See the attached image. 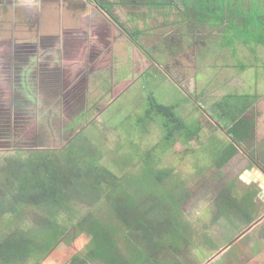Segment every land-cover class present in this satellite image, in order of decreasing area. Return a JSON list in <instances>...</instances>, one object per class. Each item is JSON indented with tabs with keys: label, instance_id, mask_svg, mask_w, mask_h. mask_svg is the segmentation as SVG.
I'll list each match as a JSON object with an SVG mask.
<instances>
[{
	"label": "rangeland",
	"instance_id": "rangeland-1",
	"mask_svg": "<svg viewBox=\"0 0 264 264\" xmlns=\"http://www.w3.org/2000/svg\"><path fill=\"white\" fill-rule=\"evenodd\" d=\"M15 1L0 0V115H4L0 116V123L2 120L12 119V130L8 136L0 135V162L18 149L60 148L68 139L96 120L97 129L91 132L108 151L106 161L107 158L114 157L112 147L120 144L124 149L122 139L127 138L133 140L129 149L132 146L141 153L149 150L152 152L149 161L155 160L153 165L156 170L153 168V172L147 171L148 165L147 170L141 167L137 162L138 156H127L126 160L130 164L129 169L133 171L131 181L135 183V187L140 186V191L136 192L140 200L144 201L145 208L155 204L158 208V204H161L167 206V209L170 207L172 212L180 210L179 222L183 231L177 230L174 233L170 221L162 225L160 241L168 244L169 248L164 245L160 253H155L153 261L160 260L158 264L164 263V260H179L182 264H264V249L260 245L264 232L260 234L257 227L246 232L261 218L260 213L264 208L258 213L259 206L256 205L254 215L247 213L248 210H241L230 218L221 217L218 221L214 218L219 202L223 200V196L219 198L218 195L229 186V195L241 197L242 201H247L243 196L248 186L254 187L257 190L255 200L261 201L258 185L248 184L241 179L242 174L248 179L252 177L250 172H244L250 166L244 153L238 151L232 156L229 153L233 149L231 136L225 130H213L210 127L213 124L207 116L211 102L217 95L220 97L226 92V87L231 86L233 79L240 82L244 80L241 76L243 74L235 75L234 70L235 62H239L240 57L235 58L220 42L224 30L196 24L198 31L189 34L192 37L187 40L188 49L172 44L165 49L156 43L155 37H144L141 40L138 36L139 42L153 56L162 53L155 62L138 47L136 50L132 49L127 43V37L123 39L124 35H118V22L130 27L129 30L126 29L129 39V33L134 34L138 30L137 27L131 28L130 17L133 10L130 6H122L129 0H89L101 1L103 5L110 7L113 18H107L115 27L116 39H121L116 46L121 47L110 49L106 56L102 49L91 47L94 55L85 54L80 61L83 63L82 69L76 67L70 72L62 66L49 65L48 59L58 56V48L61 49L60 55H63L65 47H70L71 54H76L72 49L74 42L60 37L62 39L52 50L49 47L53 42L47 39L37 40L36 33L44 35L46 31L49 35L56 31L59 33V30L47 25L38 30L28 24H19L18 14L21 13L22 6L15 7ZM22 1L24 0L19 2L20 5ZM62 1L64 0H58V3L62 4ZM176 1L171 3L169 9L163 10L170 21L185 14L182 3L176 4ZM39 2L44 4L45 0ZM14 10L17 11L16 14ZM144 14L146 12L141 15L138 13L137 16L140 30L143 29L142 22L146 23L142 20L145 18ZM73 17L75 16L69 13L68 19L72 20ZM194 23L190 20L180 27L189 31L191 28L188 24L193 26ZM76 31L82 32L79 28ZM25 42L36 43L32 49L43 51H40L41 57L38 53L35 58L36 66L30 64L31 67H26L23 61L14 62L15 57L12 60L8 58L13 53L10 50L18 49V45L27 49ZM120 48L121 51H118ZM237 48V52L244 56L238 66L241 63L252 66V69L249 66L244 73L250 76L251 84L254 82V85H261L264 76V50L259 48L258 57H254L243 45H238ZM113 63L116 67L112 73L109 66ZM217 67L219 69L214 71ZM226 79L230 80L229 83L218 84ZM150 92H154L162 102L178 103V113L186 121L203 126L202 136L190 141L179 136L170 145H165L158 120L147 123L148 127L145 124L139 130L134 120L142 113ZM213 133L215 135L211 137ZM222 156L228 159L223 161ZM106 163L121 174L118 165ZM164 169H172V176L159 185L154 181L155 174L157 170ZM184 194L185 198L180 200ZM112 213L109 205L103 201L94 207L81 204L76 216L71 217V224L67 221L63 223L60 219L64 231L57 238L41 228L40 217L31 211L19 214L7 207L3 213L5 220L0 218V222L3 225L2 231L8 233L6 238L17 236L18 240L33 250L23 247L22 258L17 259L15 264H151L139 255L136 256L132 245L137 242L136 235L131 236V244L123 236L124 232L127 234L126 229L122 227L119 233L113 229V224L119 221L112 218ZM161 220L165 222V219ZM174 237L176 240H172ZM172 242H176L177 247L171 246ZM225 248L227 249L224 250Z\"/></svg>",
	"mask_w": 264,
	"mask_h": 264
},
{
	"label": "trees",
	"instance_id": "trees-1",
	"mask_svg": "<svg viewBox=\"0 0 264 264\" xmlns=\"http://www.w3.org/2000/svg\"><path fill=\"white\" fill-rule=\"evenodd\" d=\"M179 3H182L188 18L224 30L220 42L223 47H233L235 58L240 57L239 62L244 56L237 52L238 45H243L254 57H258L259 48L264 50V0L249 2L248 0H179ZM102 8L113 18L108 9L103 6ZM129 35L131 41L150 60L155 61L152 53L139 42L140 32ZM262 64L264 67V61ZM239 67L244 68L245 64L241 63ZM257 99L256 94L235 92L224 95L211 105L210 117L217 122L218 127L225 129L231 135L233 149L231 148L229 153L232 156L240 151L239 148L246 153L247 149L244 146L250 144L254 138L256 122L253 118L247 117L246 113ZM178 107V103L162 102L154 92H150L143 111L138 114L134 124L139 126L137 128L140 130L145 124L158 120L165 145H170L179 136L185 137L187 141L200 138L203 126L186 121L178 113ZM204 114L205 112L202 113ZM96 129L97 122L93 120L60 148L18 149L6 156L0 162V218L5 220L3 213L6 212L7 207L13 213L31 211L40 217L41 228L48 230L57 238L64 231L61 222L67 221L71 224V219L76 216L81 204L94 207L103 201L113 212L112 218L119 221L113 224V229L118 233L122 227L126 229L127 234L124 232L123 236L131 244V236L136 235L137 242L132 244L136 253L145 262L158 264L160 260L153 261L155 253H160L164 245L169 248L168 244H162L160 241L162 225L170 221L174 233L177 230L181 232L178 214L180 210L172 212L170 207L167 209V206L161 204H158V208L155 207L156 204L145 208L144 201L140 200L136 192L140 191V186L135 187V183L131 181L133 171L129 169L130 164L126 160L127 156H138L137 162L141 167L147 170L148 165L147 171L153 172L155 160L149 161L152 152L149 150L141 153L132 146L129 149V144L131 145L133 140L127 138L122 139L124 149L122 150L123 146L120 144L115 148L112 147L114 157L107 158L106 161L108 151L99 143L101 140L91 132ZM11 130L9 123L2 120L1 137L8 136ZM127 132L129 133L130 129ZM222 159L224 161L228 157L222 156ZM106 162L113 166L118 165L121 174L109 167ZM172 172V169L157 170L154 181L160 185L172 176ZM230 188L231 186L218 195L219 198L223 196V200L217 207L215 221L220 220L221 217H233L243 209L253 214L255 206L258 205L255 200L256 188L248 186L243 196L247 201L229 195ZM184 198L185 194L180 200ZM180 200L177 202L178 205ZM161 218L165 219V222ZM2 226L0 222V264H15L17 259L22 258L23 247L33 250L23 241L18 240L17 236L6 238L8 233L2 231ZM175 243L172 242L170 245L177 247ZM162 264L182 263L179 260H164Z\"/></svg>",
	"mask_w": 264,
	"mask_h": 264
},
{
	"label": "crops",
	"instance_id": "crops-1",
	"mask_svg": "<svg viewBox=\"0 0 264 264\" xmlns=\"http://www.w3.org/2000/svg\"><path fill=\"white\" fill-rule=\"evenodd\" d=\"M20 1L21 0L13 2L15 7L22 6L21 13L18 14L19 24H23V25L28 24L31 28H34V29L38 28V30L42 29L44 25H47L50 27L51 26L55 27L57 30H59V33H57L56 31V32H53L54 34H49V35L47 34L48 32L46 31L43 33L44 35L42 34L39 35L36 33L37 40L41 41L42 39H45V40L47 39L53 42V45L51 44L52 46L49 48L57 46L58 41L62 39L60 37H63L65 41L74 42L72 49L73 51L76 52V54L74 53L75 55L71 54L72 50H70V47H67V48L65 47L63 49V55H60L59 52L61 51V49L58 48V51H57L58 53H56L58 56L57 57L55 56L54 58H52V60L51 58H49L48 59L49 65H58V67L62 66V68L67 69L68 71L71 72L72 71L71 69L76 68V67H78L79 69H82L83 63L81 64L80 61L82 57L85 56V54L94 55V52H92L91 47L96 50L102 49L105 56L108 53L107 51H109L110 49H114V47L116 48L121 47L120 45L116 46L117 43L120 42L121 39L119 40L116 39L117 34L115 33L116 32L115 27L108 20L107 17H110V15L102 8V6L105 8L106 6L103 5L101 1L64 0L62 1V4H59L58 0H45L46 4L42 3L43 5H46L45 12H44L45 17L42 14H39L41 2L38 3L37 0H24L22 1V4L20 5L19 4ZM173 2H175V0H151V1L150 0H140V2L137 0L136 1L129 0V1H125L124 5L122 4L121 5L123 7L130 6L131 9L133 10V12L131 11L133 14H131V17H130L132 18V21H133V22L130 21L131 28L132 29H134L135 27L138 28V30L135 32L136 33L140 32L139 37L141 38V40H143L142 38L144 37H155L157 38L156 43L160 46H163V48L165 49H167L166 46H169L170 44L181 47V49L183 48L188 49L187 40L189 37L190 38L192 37L190 36L191 34H195V32L198 31L196 24L200 25L201 23H196V21H194L193 19L188 18L186 14H184V16L181 18H177L171 21L168 20V14L166 13V11L164 12L163 10L169 9L171 6V3ZM177 2L179 1L177 0L176 4H178ZM144 7L151 8L155 11L145 10L146 8ZM107 8L109 11H111L110 7H107ZM65 10H67L71 15H74L75 17H73L72 20L68 19L69 13L66 12ZM157 10H159V12H157ZM13 12L14 14L17 13L16 10H14ZM142 12H146V15L144 14L145 18L142 19L146 23L142 22L141 27L143 29L140 30L139 29L140 26H137V22H138L137 16H138V13L141 15ZM188 20L195 22L193 26L188 24V26L193 31H191V29L187 31V30H184V28L180 27L181 24L189 22ZM65 25L66 27H64ZM77 28L81 29L82 32L76 31ZM157 29H159V31H156ZM118 33H119L118 35H124L123 39L127 37L125 36V34H123V32H121V30H119ZM109 35L114 36V37L110 38L108 37ZM105 37H107L108 39L105 40ZM127 39L129 41L127 43L130 44V47L132 49L135 48L136 50L137 46L128 37ZM127 39L125 41H127ZM78 40H80V42H78ZM82 40H85V41L83 42ZM189 41L191 40L189 39ZM25 43H27V45L25 46L27 49H25L24 47H19L18 45V49L16 51L10 50L13 53L9 54L8 58L9 60H12V58L15 57L16 61L14 62L20 63V61H23V65H26V67L27 65L28 67H31L32 65L36 66L37 63L35 61V58L38 55V53L40 54V57H41L43 51L41 49H32V46H36V43H32V42L31 43L25 42ZM19 48H22V49H19ZM226 48L230 50V54L231 52L232 53L235 52L233 47L231 46H226ZM40 51H42V53ZM118 51H121V48ZM136 52L137 51H135L134 53L136 54ZM70 55H73V56L69 58ZM113 55H115L114 52H113ZM158 55L160 56L162 55V53L159 52ZM158 55L155 54L153 56L155 58V62L158 61ZM22 56L23 58L21 59L20 57ZM94 57L95 56H92V58ZM104 57H102L101 60H103ZM9 60H8V64H9ZM38 60H39V64L41 65V59L39 58ZM69 62L72 63L71 64L72 66H69L70 64ZM235 63H236V67L234 70H236L235 72L236 74L235 73L234 74L235 75H238L240 73L243 74L241 76L243 77L244 80L240 82L239 80L234 81L233 79L231 81V86L226 87V92L222 94L220 97L219 95H217V97L211 102V105L215 101H217L218 99H220L221 97L229 93H235V92L250 93V94H256L258 96L256 103L246 113L247 117L253 118L256 122L254 138L250 144H246L244 146L247 149L246 153H245V150L241 148L239 149L242 153H244L247 161L249 162L248 165H250L249 167L245 168L244 172H246V170L250 171L252 175L251 183H255L256 186L258 185V187L260 188V191L263 190V193H264V187H261L259 184L262 181L261 180L262 174H264V76H263V81H261L262 83L261 85H258L257 83H255L254 85V82L253 84H251V82L249 81L250 76L244 72L246 71V69L250 67L252 69L253 67L250 65L249 67L246 65V63H243L245 64V67L240 68L238 66L239 62H235ZM115 67H116L115 63H113L112 66H109L110 72L112 73L115 72ZM218 69L219 67H217L214 71ZM262 70L264 72L263 64H262ZM112 81H114V78L112 79ZM229 81L230 80L226 79L224 81L219 82L218 84L220 83L227 84L229 83ZM260 89H263V90L260 91ZM210 113H211V107H210ZM210 113H209V116L207 115L210 118L211 123L213 124V126H210V127L215 131L219 129L225 130V129L218 127L217 122L210 117ZM0 116L3 117L4 115H0ZM214 135L215 133H213L211 137ZM252 154H254V156H252ZM251 183H248V184H251ZM258 206H259V209H258V213H259L260 209L264 208L263 198H261V201L259 200ZM243 211H245V209H243ZM251 215H254V214H251ZM260 215H261V218H259L255 224H252L246 232H248L249 230L253 228L255 229L256 227L260 234L264 232V210L260 213ZM260 245L264 249V239H262V241L260 242ZM226 249L227 248H225L224 250ZM136 256H138L137 253H136Z\"/></svg>",
	"mask_w": 264,
	"mask_h": 264
},
{
	"label": "flooded vegetation",
	"instance_id": "flooded-vegetation-1",
	"mask_svg": "<svg viewBox=\"0 0 264 264\" xmlns=\"http://www.w3.org/2000/svg\"><path fill=\"white\" fill-rule=\"evenodd\" d=\"M4 1H5V0H4ZM13 1H15V0H13ZM37 2L40 3L39 0H37ZM44 4H46V2H45ZM45 7H46V5H43V4L41 3L39 14H42L44 17H45V15H44ZM106 8H107V6H106ZM118 23H119V22H118ZM118 28H119V30H121V32H122V31L124 32L123 34H125V36H127L126 33L128 32L127 30L130 29L129 27H125V26H123L121 23H119V24H118ZM128 28H129V29H128ZM126 29H127V30H126ZM127 37H128V36H127ZM128 38H129V37H128ZM16 50H17V48L15 49V51H16ZM19 53H20V52H19ZM11 121H12V119H7V122L9 123V126H10V127L12 126Z\"/></svg>",
	"mask_w": 264,
	"mask_h": 264
},
{
	"label": "water",
	"instance_id": "water-1",
	"mask_svg": "<svg viewBox=\"0 0 264 264\" xmlns=\"http://www.w3.org/2000/svg\"><path fill=\"white\" fill-rule=\"evenodd\" d=\"M76 135V134H75ZM246 172H250L249 170H246ZM241 179L247 183H251L252 180L248 179L247 176L244 177V174L241 175ZM262 181L259 183L261 187H264V174H262ZM259 196L264 199V193L263 190L259 193Z\"/></svg>",
	"mask_w": 264,
	"mask_h": 264
}]
</instances>
